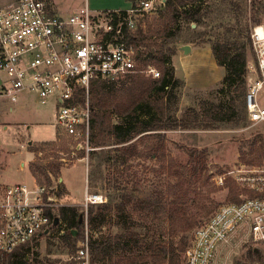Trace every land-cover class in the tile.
Masks as SVG:
<instances>
[{
  "label": "trees",
  "instance_id": "16d2710c",
  "mask_svg": "<svg viewBox=\"0 0 264 264\" xmlns=\"http://www.w3.org/2000/svg\"><path fill=\"white\" fill-rule=\"evenodd\" d=\"M160 6L156 7L160 9V25L147 30L137 29L129 35V40L146 48L147 57L140 60V65L154 64L161 75L152 77L137 72L120 81L94 80L91 83L89 145L93 149L87 155L92 162L100 156L97 150L110 144L122 146L121 164L134 156L168 158L166 141L169 130L218 129L229 125L243 126L250 121L246 99L248 65L250 56L255 52L248 21L251 18L254 23L262 21L264 0H165ZM188 43H209L218 65L224 67L226 73L210 91L213 98L198 99L197 106H187L183 116L179 117L177 112L185 82L175 75L170 64L178 46ZM83 97L81 93L80 98ZM138 136L151 138L152 142L139 150L137 143L131 142ZM56 140H60L59 135L50 143L52 146L45 158L46 165L42 166L38 161L33 163L32 171L39 181L43 176L47 181H51V175L60 177L62 167L67 165L57 155L59 143ZM67 142H70V145L66 144L68 154L71 148L74 153L69 158L71 162L86 157V149H77L76 143ZM247 144L248 151L244 150V146L240 149L241 160L251 165L262 164L264 135H254ZM44 149L40 148L37 152L42 153ZM186 150L190 156L189 166L178 165L172 156L169 157L170 179L175 178V182H170L168 186L169 200L164 202V197L160 195L159 198L149 197L144 203L155 218L161 219L166 214L172 226L171 239L164 244L158 236L149 233V227L146 231H138L131 227L132 224H127L120 234L105 239H90L93 264H182L183 253L189 244L185 233L190 224L195 223L188 222V209L184 208L189 201L186 186L194 178L201 179L208 169L206 149L194 147ZM233 194L230 200L242 201ZM108 203H102V209L96 213L93 206L87 210L88 223L92 228L106 222L111 209ZM67 210H72V213L68 214ZM61 211L69 227L82 225L77 208L63 207ZM177 236H180L178 241ZM254 251L256 256L259 249ZM11 253L15 254L14 251ZM11 253L0 252V264L27 263L24 257L8 260L13 256ZM249 253L254 257L252 252Z\"/></svg>",
  "mask_w": 264,
  "mask_h": 264
},
{
  "label": "rangeland",
  "instance_id": "374dc122",
  "mask_svg": "<svg viewBox=\"0 0 264 264\" xmlns=\"http://www.w3.org/2000/svg\"><path fill=\"white\" fill-rule=\"evenodd\" d=\"M60 1L67 4L71 0ZM138 1L134 0V3ZM157 5L156 7L160 6ZM159 8L141 18L137 29L147 30L151 26L158 27L161 21L159 20ZM261 17L260 23L264 22V15ZM248 23L251 29L257 24L252 18ZM204 47L212 49L210 44ZM192 53L194 59L205 63V67L193 75V81L200 82L203 86L208 85L207 87H211L212 90L224 77L225 68L218 64V67L212 66L205 52L202 55L195 54L196 51ZM254 55L250 56L248 65V85L249 79L258 74ZM152 65L158 68L156 65ZM175 65L178 75L181 78L185 76V70L189 64L177 57ZM170 66L175 70L173 59ZM175 75L177 76L176 72ZM3 77L5 80V76ZM2 85L0 74V88ZM211 90L202 98V96L187 92L184 87L179 102L178 116L182 117L187 108H181L183 95L185 99L189 97L190 106H197L198 99L213 98L210 94ZM18 96V100L12 102L9 97L0 95V184L24 182L33 186L37 182H41L49 187L55 186L52 193L56 196L57 206L53 214L59 218V222L57 225L52 224L48 232H43L26 246L14 251L16 255L11 253L13 256L8 260L24 257L27 261L26 264H71L67 259L70 255L76 254L87 231L89 239H105L120 234L125 230L124 227L127 224H132L131 227L138 231H146L149 227V233L158 236L164 244L167 243L171 239L172 226L167 220L166 214H163L161 219H157L144 203L149 197L159 198L160 195L164 197V202L169 200L168 186L170 182H175V178L170 179L169 175V157L172 156L178 165L189 166L190 156L187 148L206 149L208 152L206 174L199 180L194 178L186 186L189 189V201L188 204H184V208L188 209V222H195L190 224L191 227L185 233L189 243L195 229L210 219L221 204L238 202V200H230L232 193L235 198L241 200L264 197L262 181H249L240 178L243 175H264V161L260 165H251L245 163L240 157L241 147L244 146V150L248 151L247 143L254 135L258 133L264 135V124L262 123L254 124L249 121L243 126L229 125L218 129L169 130L166 141L168 158L164 157L165 159L134 156L125 164H121L122 146L110 144L97 150L100 156L95 157L93 162L87 153L86 157L71 162L69 158L74 155L73 149L71 148L68 154L66 144L70 145V142L67 141H74L64 134L60 136V132L56 130L54 101L48 100L46 104H43L37 100L35 95L28 92L20 93ZM214 99L216 100V98ZM258 100L260 104L264 105V89L260 92ZM58 135L60 140H56L59 143L57 155L59 159L66 161L67 165L62 167L60 177L51 175V181H47L43 176L39 181L38 177L36 178L33 174V163L38 161L42 166L46 165L45 158L49 155L52 146L50 143L58 139ZM30 142L32 143L30 144ZM131 142L137 143L138 149L143 150L152 142V139L138 136ZM31 148L36 151L33 152ZM40 148H45L42 153L37 152ZM219 177H224L223 183L220 182ZM64 185L68 188L69 193ZM87 188L91 193L103 194L109 201L108 204L111 205L106 222L98 228H92L89 223L87 227L85 223L87 209L89 210L93 206L95 213L102 209L100 207L102 203L89 204L86 208L84 199ZM63 207L77 208L82 225L74 228L69 227L62 215ZM213 208L214 210L211 211ZM210 211L211 213H209ZM67 212L71 214L72 210H67ZM159 215L161 214L159 213ZM179 238L180 236H177L176 240L178 241ZM255 248L259 249L256 256ZM249 252H252L254 257L250 256ZM218 263L264 264V247L260 242L253 240L250 234L240 231L228 245L224 246Z\"/></svg>",
  "mask_w": 264,
  "mask_h": 264
},
{
  "label": "built area",
  "instance_id": "2783aa9c",
  "mask_svg": "<svg viewBox=\"0 0 264 264\" xmlns=\"http://www.w3.org/2000/svg\"><path fill=\"white\" fill-rule=\"evenodd\" d=\"M165 0H139L129 9L95 11L88 4L69 14L57 13L50 0H18L0 8V72L5 80L0 95L18 100L28 92L56 107L55 127L73 139L77 149L89 145L91 126L90 88L94 80L120 81L134 73L159 77L161 71L149 64L146 48L129 40L138 22ZM257 76L249 79L246 95L249 120L264 124V105L258 97L264 89V22L251 29ZM84 94L83 99L80 98ZM224 182V177H219ZM242 180L262 181L264 175H243ZM45 183L0 184V252L11 253L26 246L55 220L57 202ZM85 206L103 203V194L85 192ZM88 210V209H87ZM85 223L88 227L86 213ZM244 231L264 247V197L227 202L195 229L182 264H219L218 258ZM71 264H93L87 234Z\"/></svg>",
  "mask_w": 264,
  "mask_h": 264
},
{
  "label": "crops",
  "instance_id": "0c3cea01",
  "mask_svg": "<svg viewBox=\"0 0 264 264\" xmlns=\"http://www.w3.org/2000/svg\"><path fill=\"white\" fill-rule=\"evenodd\" d=\"M17 1L18 0H6L4 2V1L0 0V8L14 4ZM50 2L53 6V9L57 13H61V14H69V13L73 12L74 10H77L78 8L84 6L85 4H88L95 11L114 10V9L127 10L134 4V0H71L67 4H64L60 0H50ZM188 44L191 45V50L189 52L191 55L188 53H185L183 50L178 48L176 54L172 57V59L174 61L175 72H176L177 76L179 78H181L178 75V70H177V67L175 65V59L177 57H179L180 60L189 64V67H187V69L185 70V76H183L181 78L185 82V86H184L185 90L187 92L194 93V95H199V97L202 96V98H204L206 93L209 90H211V87L210 88L207 87L208 85L203 86L200 82H199L200 84L194 82L193 81V78H194L193 75L196 74L197 72L201 71V69H203L205 67L204 66L205 63H204V61L201 62V61H197L196 59H194V57H192V54H193L192 52L195 53V51H196L195 54L200 53L201 55L203 52H205V55L208 57L209 63L212 66L218 67V65H217L218 63H217V60H216L215 55L213 53V50L209 47H204L209 43H205V44L188 43ZM181 45H183V44H181ZM181 45H179V46H181ZM0 74H1L2 84H3V82H4L3 76H6V75L3 73V76H2L1 72H0ZM190 103H191V101H190L189 97L187 99H185V96L183 95V97L181 99V108H185V107L191 105ZM60 180L62 181V178H60ZM63 184H64V182H63ZM66 189L69 193V190L67 187H66ZM98 194H101V193H98Z\"/></svg>",
  "mask_w": 264,
  "mask_h": 264
},
{
  "label": "water",
  "instance_id": "95a60500",
  "mask_svg": "<svg viewBox=\"0 0 264 264\" xmlns=\"http://www.w3.org/2000/svg\"><path fill=\"white\" fill-rule=\"evenodd\" d=\"M196 24L194 23L193 26H195ZM179 49L183 50L185 53H189L190 50H191V45L190 44H183L181 46L178 47ZM32 142H30L31 144ZM59 222V218L58 217H55V220H54V225H57Z\"/></svg>",
  "mask_w": 264,
  "mask_h": 264
}]
</instances>
